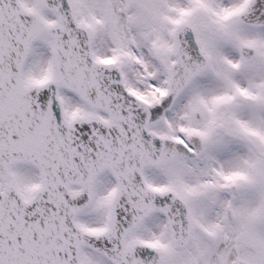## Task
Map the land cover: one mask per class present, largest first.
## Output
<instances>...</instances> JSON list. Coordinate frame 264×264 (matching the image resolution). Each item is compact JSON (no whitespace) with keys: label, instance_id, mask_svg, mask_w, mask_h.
Masks as SVG:
<instances>
[{"label":"snow or ice","instance_id":"obj_1","mask_svg":"<svg viewBox=\"0 0 264 264\" xmlns=\"http://www.w3.org/2000/svg\"><path fill=\"white\" fill-rule=\"evenodd\" d=\"M0 264H264V0H0Z\"/></svg>","mask_w":264,"mask_h":264}]
</instances>
